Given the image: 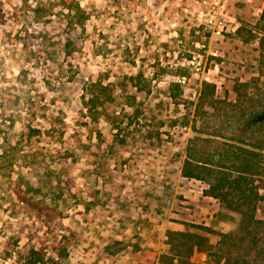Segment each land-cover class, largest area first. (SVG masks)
<instances>
[{
  "label": "rangeland",
  "instance_id": "obj_1",
  "mask_svg": "<svg viewBox=\"0 0 264 264\" xmlns=\"http://www.w3.org/2000/svg\"><path fill=\"white\" fill-rule=\"evenodd\" d=\"M196 1L0 0V264L216 258L169 243L182 231L215 245L240 219L182 166L192 138L232 142L264 112V0H223L236 30L221 35ZM97 80L113 99L94 118Z\"/></svg>",
  "mask_w": 264,
  "mask_h": 264
},
{
  "label": "trees",
  "instance_id": "obj_2",
  "mask_svg": "<svg viewBox=\"0 0 264 264\" xmlns=\"http://www.w3.org/2000/svg\"><path fill=\"white\" fill-rule=\"evenodd\" d=\"M75 19L76 24L86 19L80 5ZM256 30L264 60V10L256 21ZM208 87V94L212 96L215 85ZM88 91V115L98 118L104 113L107 101L113 99V89L110 83L97 80L89 83ZM251 118L249 127L264 125V112L261 115L252 112L247 115V120ZM249 127L232 137V142L200 136L190 140L182 176L207 183L203 195L216 199L225 210L239 214L240 219L233 231L218 232L219 240L215 245L204 236L171 231L169 243L177 255L183 251L190 256L198 250L216 257L212 263L202 264H264V218L257 214L259 205L264 203V134L256 135L255 131L249 134ZM39 259L30 261L37 264ZM175 259L177 257L173 255L161 262L174 264Z\"/></svg>",
  "mask_w": 264,
  "mask_h": 264
},
{
  "label": "built area",
  "instance_id": "obj_3",
  "mask_svg": "<svg viewBox=\"0 0 264 264\" xmlns=\"http://www.w3.org/2000/svg\"><path fill=\"white\" fill-rule=\"evenodd\" d=\"M196 3L198 7L202 4L205 6V9L198 10L196 15L199 20L203 21L207 27V31L212 34L221 35L224 32H234L236 30V26H228L227 24L222 10L223 0H197ZM184 11L186 13H192L188 6L184 8Z\"/></svg>",
  "mask_w": 264,
  "mask_h": 264
},
{
  "label": "crops",
  "instance_id": "obj_4",
  "mask_svg": "<svg viewBox=\"0 0 264 264\" xmlns=\"http://www.w3.org/2000/svg\"><path fill=\"white\" fill-rule=\"evenodd\" d=\"M212 198V197H211Z\"/></svg>",
  "mask_w": 264,
  "mask_h": 264
}]
</instances>
